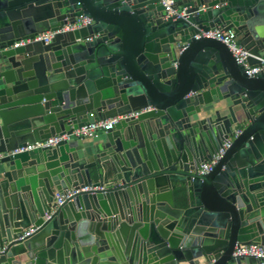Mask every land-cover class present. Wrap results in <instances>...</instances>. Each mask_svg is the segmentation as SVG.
I'll list each match as a JSON object with an SVG mask.
<instances>
[{
	"label": "water",
	"instance_id": "obj_1",
	"mask_svg": "<svg viewBox=\"0 0 264 264\" xmlns=\"http://www.w3.org/2000/svg\"><path fill=\"white\" fill-rule=\"evenodd\" d=\"M175 7L187 14L162 0H0V264H264L234 255L264 246V70L197 37L233 30L255 66L264 0ZM82 14L93 22L14 45ZM148 106L92 142L12 152Z\"/></svg>",
	"mask_w": 264,
	"mask_h": 264
},
{
	"label": "built area",
	"instance_id": "obj_2",
	"mask_svg": "<svg viewBox=\"0 0 264 264\" xmlns=\"http://www.w3.org/2000/svg\"><path fill=\"white\" fill-rule=\"evenodd\" d=\"M163 4L165 5L166 9L168 10V15H176V17L185 16L187 14V7L183 8H176V0H162ZM93 19L87 15H79L75 18L74 21L68 22L63 26L59 27L56 30H47L45 32H40L35 34L34 36H29L27 38H21L15 41L14 45L18 46L21 44H25L27 42L32 41H43L44 43H49L53 40L56 33L58 32H65L69 30H74L80 28L82 26L91 24ZM206 36V37H213L222 42H224L231 52L233 53L234 57L236 58L238 63L244 64L246 67V72L248 75L252 76L264 70V57L262 56H255L258 59V63L255 66H251L248 63V57L252 55L250 51L241 44L238 36L233 30H225L221 28L210 29L207 31H202L197 37ZM92 36L87 37V39H92ZM151 109L150 106L131 111L127 114L118 115L110 118H104L100 120H96L93 122L85 123L82 126L72 127L70 131H65L62 133L55 134L46 138L42 141H37L35 143L27 144L25 146L17 147L16 149L12 150V152H20L34 148H45L48 146H54L63 140H67L72 136L78 137L80 139L86 137H93L97 135L99 132H107L114 125L119 122L121 119L130 117V116H138L141 112ZM241 131L240 128H235L233 131L232 136L228 137L223 145L220 147L219 151L213 156L212 160L202 162L198 168L199 174H205L211 170H213L215 164L219 160V158L224 154L227 147L230 146L233 136H236ZM5 152H0V159L5 155ZM86 190L89 189L88 186H85L80 189L71 188L62 193L57 192L55 196L56 206L62 204L67 199L71 198L76 192L79 190ZM51 213H46V218H49ZM37 230V227L30 226L29 228L24 230L22 237H25ZM235 256H255L257 258L264 259V246L261 244H238L235 246L234 249Z\"/></svg>",
	"mask_w": 264,
	"mask_h": 264
},
{
	"label": "crops",
	"instance_id": "obj_3",
	"mask_svg": "<svg viewBox=\"0 0 264 264\" xmlns=\"http://www.w3.org/2000/svg\"><path fill=\"white\" fill-rule=\"evenodd\" d=\"M185 0H176V4H180L183 3ZM182 7V6H181ZM95 137H86L83 139L84 142H92L94 140Z\"/></svg>",
	"mask_w": 264,
	"mask_h": 264
}]
</instances>
